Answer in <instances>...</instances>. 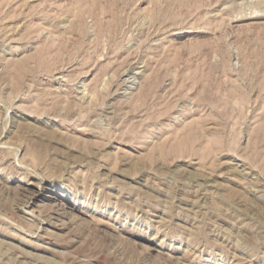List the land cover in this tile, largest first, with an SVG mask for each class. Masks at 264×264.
Returning <instances> with one entry per match:
<instances>
[{"label": "rangeland", "instance_id": "1", "mask_svg": "<svg viewBox=\"0 0 264 264\" xmlns=\"http://www.w3.org/2000/svg\"><path fill=\"white\" fill-rule=\"evenodd\" d=\"M0 264H264V0H0Z\"/></svg>", "mask_w": 264, "mask_h": 264}]
</instances>
